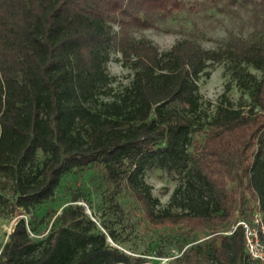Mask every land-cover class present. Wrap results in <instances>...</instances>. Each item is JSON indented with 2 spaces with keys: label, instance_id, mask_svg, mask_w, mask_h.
Returning a JSON list of instances; mask_svg holds the SVG:
<instances>
[{
  "label": "trees",
  "instance_id": "trees-1",
  "mask_svg": "<svg viewBox=\"0 0 264 264\" xmlns=\"http://www.w3.org/2000/svg\"><path fill=\"white\" fill-rule=\"evenodd\" d=\"M189 1L0 0V175L12 186L0 202L17 218L0 264H249L241 225L227 231L256 211L264 220V46L232 34L217 49L179 39L159 51L129 32ZM231 1L250 4L255 22L264 18V0ZM111 49L133 75L101 98ZM222 59L263 73L237 69L248 105L225 100L196 122L197 79ZM189 162L183 189L160 206L143 170L181 172ZM75 169L88 170L111 204L125 194L148 223L179 227L177 253L154 263L119 249L75 197L40 235L25 213Z\"/></svg>",
  "mask_w": 264,
  "mask_h": 264
},
{
  "label": "rangeland",
  "instance_id": "rangeland-1",
  "mask_svg": "<svg viewBox=\"0 0 264 264\" xmlns=\"http://www.w3.org/2000/svg\"><path fill=\"white\" fill-rule=\"evenodd\" d=\"M129 32L134 39L149 40L159 51L170 48L179 39H191L203 48L217 49L223 47L232 34L264 46V18L255 22L251 16L250 4L243 5L231 0H190L188 6L173 11L164 20L157 21L155 26H130ZM239 68L256 77L263 73L252 65H234L227 59H222L210 63L205 69L207 74H200L197 79L199 107L196 122L206 124L214 109L225 100L231 101L233 105H248L249 94L246 88L239 84L235 74ZM105 70L110 81L103 87L105 90L100 94L101 98L117 93L130 82L133 75V69L122 64L119 52L114 49L109 52ZM243 78L248 77L243 75ZM262 133L264 136V130ZM41 157L42 153L38 152L37 159L40 160ZM192 165L189 162L181 172L170 173L156 166L146 167L140 178L149 186L152 195L158 198L159 205L165 206L175 188L183 189L185 175H189L188 167L190 166V169ZM93 183V177L89 176L88 170L75 169L66 173L61 177L54 194L26 212L25 219H32L35 228L43 231L40 234L42 235L53 225L54 218L61 208L75 197L86 215L95 221L98 229L113 232L114 236L106 234V239L119 249L143 256L154 263H163L167 261L168 253H177L183 238L179 227L148 223L144 216H140V212L131 207L129 196L122 194L115 199L117 204H111ZM11 189L10 182L0 175V193L8 198ZM16 219L9 202H0V249ZM255 264L264 262L256 261Z\"/></svg>",
  "mask_w": 264,
  "mask_h": 264
},
{
  "label": "built area",
  "instance_id": "built-area-1",
  "mask_svg": "<svg viewBox=\"0 0 264 264\" xmlns=\"http://www.w3.org/2000/svg\"><path fill=\"white\" fill-rule=\"evenodd\" d=\"M241 225L244 237V248L249 264L264 262V220L256 211L250 218H239L228 230L231 232Z\"/></svg>",
  "mask_w": 264,
  "mask_h": 264
}]
</instances>
